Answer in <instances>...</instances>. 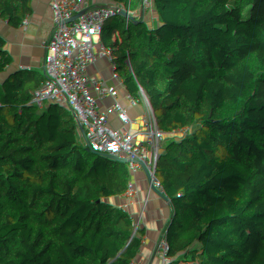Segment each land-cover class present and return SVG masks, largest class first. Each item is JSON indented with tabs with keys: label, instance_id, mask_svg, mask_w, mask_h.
Segmentation results:
<instances>
[{
	"label": "trees",
	"instance_id": "obj_1",
	"mask_svg": "<svg viewBox=\"0 0 264 264\" xmlns=\"http://www.w3.org/2000/svg\"><path fill=\"white\" fill-rule=\"evenodd\" d=\"M99 8L120 11L128 59L114 19L84 22ZM19 65V100L94 145L98 86L128 65L116 159L77 147L60 166L123 264H264V0H0V90ZM36 259L0 242V264Z\"/></svg>",
	"mask_w": 264,
	"mask_h": 264
},
{
	"label": "built area",
	"instance_id": "obj_2",
	"mask_svg": "<svg viewBox=\"0 0 264 264\" xmlns=\"http://www.w3.org/2000/svg\"><path fill=\"white\" fill-rule=\"evenodd\" d=\"M109 18V8H99L89 18L83 16L86 24L92 20ZM117 33L123 42L121 51L128 59L131 54V42L122 23L119 24ZM12 75L13 73L5 74V82L0 90L1 99L4 100L6 95L11 93L16 103L20 105L16 110L15 123L10 136L13 162L10 171L4 177L5 213L0 219V242L11 235L26 239L36 253V264H123L103 225L102 234L107 237L106 243L97 250H90L79 234L78 218L60 212H51L47 206L51 196L59 190H65L72 201L71 211L83 218L72 183L61 174L60 166L68 151L82 147L84 144L88 148L87 152H103L104 148L113 145L112 125L115 103L112 94L106 102L105 113L101 119V144L94 145L77 136L51 139L45 127L28 125L29 116L35 110L28 105H21L23 102L17 96ZM46 104L36 103L42 109ZM85 230L92 239L99 236V232L88 225ZM67 231H72L70 237H64ZM73 251L79 253L81 258L74 259Z\"/></svg>",
	"mask_w": 264,
	"mask_h": 264
},
{
	"label": "crops",
	"instance_id": "obj_3",
	"mask_svg": "<svg viewBox=\"0 0 264 264\" xmlns=\"http://www.w3.org/2000/svg\"><path fill=\"white\" fill-rule=\"evenodd\" d=\"M125 1V0H123ZM112 9V8H111ZM110 10V19L114 21L109 23L111 31L117 33V24L119 20H117V16L120 11L112 12ZM117 20V21H116ZM128 65H123L117 73H115L111 78L102 83L99 88L101 90V94L98 100H95V105L93 106V114L102 119L105 109L106 102L110 98L113 93L114 88L118 84V82L125 76ZM21 77L19 76L20 82L28 73L29 69L27 66L19 65ZM15 83L14 85H16ZM93 102V103H94ZM28 105V107H32L35 111L29 116L28 125L30 127L41 126L45 127L48 131V135L51 139H61V138H72L74 137L71 133L67 131L65 125L62 121L47 115L44 109L39 108L36 104H21ZM20 105H18L14 99L13 94L8 93L6 97L3 99L0 98V205L3 206V192L5 187L4 177L10 171L12 162H13V153H12V143H11V130L15 123L16 110ZM97 109V114L95 110ZM106 149V150H105ZM103 154H105L108 158L116 159L117 152L114 145L109 146L108 148H104L102 150ZM72 201L69 197V194L65 190H59L54 196H51L47 201V206L49 211L51 212H60L69 217L78 218L79 223V234L86 241L87 246L90 250H97L102 245H104L107 241V237L102 234L97 238L92 239L85 228L87 224L83 218H80L71 211ZM72 235V231H67L64 234V237H70ZM72 256L74 259H80L81 256L76 251L72 252Z\"/></svg>",
	"mask_w": 264,
	"mask_h": 264
},
{
	"label": "rangeland",
	"instance_id": "obj_4",
	"mask_svg": "<svg viewBox=\"0 0 264 264\" xmlns=\"http://www.w3.org/2000/svg\"><path fill=\"white\" fill-rule=\"evenodd\" d=\"M21 72H20V67L16 68L13 71V75H12V83L13 84L18 83V80H20L19 76L21 77V75H22ZM95 113L97 114V109L95 110Z\"/></svg>",
	"mask_w": 264,
	"mask_h": 264
},
{
	"label": "water",
	"instance_id": "obj_5",
	"mask_svg": "<svg viewBox=\"0 0 264 264\" xmlns=\"http://www.w3.org/2000/svg\"><path fill=\"white\" fill-rule=\"evenodd\" d=\"M82 148H84L85 150H88V148H87V146L84 144V145H82ZM36 149H34V151H35ZM90 150V149H89Z\"/></svg>",
	"mask_w": 264,
	"mask_h": 264
},
{
	"label": "bare ground",
	"instance_id": "obj_6",
	"mask_svg": "<svg viewBox=\"0 0 264 264\" xmlns=\"http://www.w3.org/2000/svg\"><path fill=\"white\" fill-rule=\"evenodd\" d=\"M107 21V20H106ZM112 140H113V138H112ZM106 150V149H105Z\"/></svg>",
	"mask_w": 264,
	"mask_h": 264
}]
</instances>
